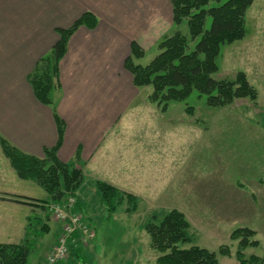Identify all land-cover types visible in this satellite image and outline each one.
I'll list each match as a JSON object with an SVG mask.
<instances>
[{
	"label": "crops",
	"instance_id": "crops-1",
	"mask_svg": "<svg viewBox=\"0 0 264 264\" xmlns=\"http://www.w3.org/2000/svg\"><path fill=\"white\" fill-rule=\"evenodd\" d=\"M85 13L92 14L97 25L80 26L70 36L59 62L52 105H42L27 76L49 55L58 40L56 29L69 28ZM172 32L170 0H0V136L23 153L42 158L44 149L57 143L54 111L64 124L57 159L80 169L84 177L75 194L100 181L135 197L139 204L168 206L170 191L172 197L189 195L184 183L195 189L200 173L187 161L191 178L176 181L185 166L184 141L177 140L175 130L182 124L166 116L171 104L167 113L159 112L149 101L152 89L135 87L124 66L132 42L144 53ZM257 44L226 45L219 57L225 67L248 76L243 58L260 53ZM137 60L133 58L134 64ZM0 192L32 203L48 200L37 185L16 176L1 152ZM77 203L82 210L83 197ZM33 210L0 201V244L24 240ZM46 225L44 258L61 229L55 221Z\"/></svg>",
	"mask_w": 264,
	"mask_h": 264
},
{
	"label": "rangeland",
	"instance_id": "rangeland-1",
	"mask_svg": "<svg viewBox=\"0 0 264 264\" xmlns=\"http://www.w3.org/2000/svg\"><path fill=\"white\" fill-rule=\"evenodd\" d=\"M225 1L227 0H221ZM209 24L208 18L205 27ZM245 31V37L234 43H260L257 44L260 53L254 57L247 54L243 58L248 71L247 79L258 95L255 106L248 99H240L229 107L211 108L205 104L204 97L198 99L193 92L184 103H170L169 113L166 112L168 107L165 111L157 107L159 112H166L169 119L173 118L182 124L175 129L176 136L177 140L184 141L182 152L185 157L189 153L190 156L187 160L184 157L185 166L180 169L176 181L182 177L184 180L191 178L189 171L192 167L187 164V161H191L195 166L194 170L200 173L193 183L195 189H191L190 183H184L183 188L188 189L189 195H174L177 199L175 203L170 191L166 201L168 206L159 202L153 206L149 203L139 204L137 201L133 210V205L121 198V201H115V210L110 215L94 186L83 188V192L79 194H65L58 204H65L71 197L77 203L78 198L83 197V209L78 210L74 206L73 212L80 217L79 224L90 227L94 236L83 241L80 234L79 240L72 246L69 245L66 261L60 264L68 261L69 264H156L157 253L150 247L145 226L148 223L157 224L170 210L181 212L190 225L189 232L193 241L184 248L195 245L217 252L220 246L226 245L230 248L231 256H218V264H238L234 258L236 243L231 242L229 237L237 228H249L256 232L255 239L259 246L246 249L245 256L264 257V0H254L246 11ZM144 53L142 59L135 64L147 65L156 56V47L147 48ZM221 59L222 57L217 59L219 71L213 78L231 80L238 69L225 67ZM187 107L193 109L192 114L185 112ZM0 152L7 160L1 148ZM173 183L177 185L176 182ZM0 196L11 195L0 192ZM33 211L27 218L25 235L39 228L33 221L34 216L45 225L55 221L62 227L63 224L45 206L35 205ZM79 224L75 226L76 231L80 229ZM46 235L35 239L26 264H37L40 261L45 250ZM55 243L56 240L53 246ZM92 247L94 250H91ZM85 254L86 257H83ZM43 262L41 260L40 264Z\"/></svg>",
	"mask_w": 264,
	"mask_h": 264
},
{
	"label": "trees",
	"instance_id": "trees-1",
	"mask_svg": "<svg viewBox=\"0 0 264 264\" xmlns=\"http://www.w3.org/2000/svg\"><path fill=\"white\" fill-rule=\"evenodd\" d=\"M254 0H170L173 32L157 44L156 56L145 66L134 64L133 58L141 59L143 50L138 44H130V55L124 66L132 76L137 88L150 87L149 101L165 111L170 103H184L195 92L198 99L204 97L211 108L229 107L235 100L248 99L253 106L257 103V91L243 72H237L231 80H215L217 59L221 48L245 37V14ZM210 24L206 28V20ZM96 18L85 13L67 29H56L58 40L49 55L41 58L27 76L35 98L45 106L52 105V92L59 85V62L67 49V42L80 26L93 29ZM185 28V29H184ZM185 112L193 113L191 107ZM57 127V143L44 149L38 158L23 153L0 136V148L15 171L17 177L39 186L48 200L42 204L59 203L65 194H74L83 184V174L72 164L57 159L61 145L64 124L53 111ZM94 186L100 201L110 215L115 210V201L125 198L136 208L137 199L122 193L111 185L97 181ZM0 200L35 206L28 199L14 196H0ZM76 207L81 210L78 203ZM34 216V215H33ZM32 216V217H33ZM33 221L39 227L26 233L25 239L17 244H0V264H26L35 245V239L48 233V227L36 216ZM190 225L185 216L177 211L166 212L157 224L145 226L149 244L157 253L156 264H218L217 257H230V248L220 246L217 252L192 245ZM256 232L249 228H237L229 240L236 243L234 258L238 264H264V257L245 256L248 248L259 246ZM77 250V249H76ZM78 256V253H77ZM79 257V256H78Z\"/></svg>",
	"mask_w": 264,
	"mask_h": 264
},
{
	"label": "built area",
	"instance_id": "built-area-1",
	"mask_svg": "<svg viewBox=\"0 0 264 264\" xmlns=\"http://www.w3.org/2000/svg\"><path fill=\"white\" fill-rule=\"evenodd\" d=\"M45 206L54 216L55 219L59 220L63 225L61 231L56 239V243L47 256L44 262L41 264H60L66 261L69 255V245L74 244L76 240L73 235L76 231V225L79 224V219L73 212L75 206V199L73 197L69 198L65 204L58 203H48ZM79 235L82 234L83 241L91 239L94 236V231L90 229L87 225L79 224Z\"/></svg>",
	"mask_w": 264,
	"mask_h": 264
}]
</instances>
